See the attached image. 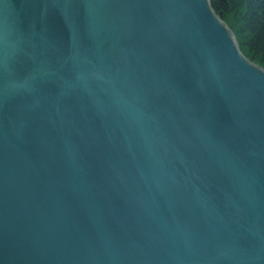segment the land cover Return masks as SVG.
Segmentation results:
<instances>
[{
  "label": "water",
  "instance_id": "1",
  "mask_svg": "<svg viewBox=\"0 0 264 264\" xmlns=\"http://www.w3.org/2000/svg\"><path fill=\"white\" fill-rule=\"evenodd\" d=\"M0 264H264V68L211 0H0Z\"/></svg>",
  "mask_w": 264,
  "mask_h": 264
},
{
  "label": "trees",
  "instance_id": "2",
  "mask_svg": "<svg viewBox=\"0 0 264 264\" xmlns=\"http://www.w3.org/2000/svg\"><path fill=\"white\" fill-rule=\"evenodd\" d=\"M235 34L243 53L264 68V0H211Z\"/></svg>",
  "mask_w": 264,
  "mask_h": 264
}]
</instances>
